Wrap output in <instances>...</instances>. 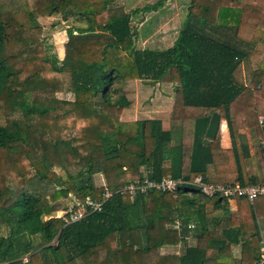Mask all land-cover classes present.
Here are the masks:
<instances>
[{
	"label": "trees",
	"instance_id": "1",
	"mask_svg": "<svg viewBox=\"0 0 264 264\" xmlns=\"http://www.w3.org/2000/svg\"><path fill=\"white\" fill-rule=\"evenodd\" d=\"M112 1L0 0V264H264V201L208 197L192 185L206 183L212 166L241 187L264 186V152L256 153L260 176L251 175L238 134L264 117V0H190L162 52L135 49L131 17L109 8ZM56 15L69 23L61 58L48 51L37 22ZM165 76L179 121L174 146L159 120H120L129 108L120 85ZM213 113L226 121L228 150L218 132L204 137ZM255 132L262 135L257 125ZM166 176L189 185L176 197L114 194ZM105 189L113 195L99 212L74 223L53 216L66 209L60 201L100 202ZM181 246L180 254L162 253Z\"/></svg>",
	"mask_w": 264,
	"mask_h": 264
},
{
	"label": "rangeland",
	"instance_id": "2",
	"mask_svg": "<svg viewBox=\"0 0 264 264\" xmlns=\"http://www.w3.org/2000/svg\"><path fill=\"white\" fill-rule=\"evenodd\" d=\"M190 0H113L109 8L122 7L131 17L130 24L134 33L133 42L136 50L162 52L170 48L176 37L177 32L184 19L186 9ZM159 2V3H158ZM154 5V8H153ZM149 9H145L148 8ZM38 24L43 28L42 37L46 40V47L50 48V53H57L58 57L63 56V45L67 38L65 31L69 28V23H65L60 15L41 18ZM230 36V32H225ZM217 37V36H216ZM218 37H223L218 35ZM132 82V81H130ZM30 88H33L32 86ZM121 93L129 101V108L121 113L120 120L123 122H133L135 120H144L149 117H161L168 121V127L172 132L171 146L177 144L179 138V129L176 128L177 122L172 121L171 113L175 93L172 84L165 76L158 85H151L147 82L124 83L119 87ZM34 94L38 87L33 88ZM60 100L72 101V95H57ZM174 100V101H173ZM132 110L128 116L123 114L125 111ZM124 117V118H123ZM32 162L33 158L30 156ZM57 171V169H55ZM29 174L32 170L29 169ZM94 182L97 186L103 185V177L98 174L94 176ZM73 197V196H71ZM68 197L60 201L63 209L67 208L72 198ZM233 203V202H232ZM53 216H60V212ZM6 233V228L0 225V235ZM186 242V241H185ZM188 245L193 246L192 240ZM179 253V252H178Z\"/></svg>",
	"mask_w": 264,
	"mask_h": 264
},
{
	"label": "built area",
	"instance_id": "3",
	"mask_svg": "<svg viewBox=\"0 0 264 264\" xmlns=\"http://www.w3.org/2000/svg\"><path fill=\"white\" fill-rule=\"evenodd\" d=\"M185 185H189V182L185 181L182 178H172L170 176H166L159 181L149 180L145 178L141 182L135 181L133 183L125 185L123 188L115 191L114 194H126L131 199L135 198L137 194H148L151 192L169 193L173 197H176L178 190ZM192 185L197 187L201 194L208 197L218 194L226 198L228 201H232L236 197L245 198L249 203H252L253 200L257 198H260L264 201V186L260 185H248L245 187H241L237 183L226 186L212 185L202 182L201 178H196ZM112 195L113 193L105 189L104 193L101 196L100 202L93 201L91 198L86 197L84 202L82 203L78 202L74 197H71L73 199L72 202L69 203L68 207L64 211L60 212V216H58L57 218L67 217L66 220L68 223L77 222L86 214H88L87 212H99L102 208L103 203ZM173 227L180 232V224L178 221L174 222ZM23 261L25 262L26 259H23Z\"/></svg>",
	"mask_w": 264,
	"mask_h": 264
},
{
	"label": "crops",
	"instance_id": "4",
	"mask_svg": "<svg viewBox=\"0 0 264 264\" xmlns=\"http://www.w3.org/2000/svg\"><path fill=\"white\" fill-rule=\"evenodd\" d=\"M132 82H139V81H132ZM132 82L129 81L127 83L129 84V83H132ZM155 85H158V83H156ZM173 108H174V102H173L172 109ZM173 110H172V113H171V117H172L171 119L174 122L176 120V122H177L176 128L179 129V121L177 120V116L173 115ZM130 113H132L131 109H129V111H125L123 114L128 116ZM249 113L254 114L255 111L254 110L252 111L251 108H250L249 109ZM263 118L264 117L262 115H259L257 117V123L255 122L253 124V126L248 127V129L247 128L242 129L241 126L238 127V128H240L239 131H238V134H240V136H242V140L247 144L248 149H249L250 158L246 161V165H247V170L249 171V173L251 175L260 176L259 171H258L259 168H258V159H257V154L256 153L260 149H262L263 152H264V119ZM146 119L159 120L161 122V127H162L163 130H165V131H169L170 130V128L168 127V123L169 122L165 121L164 118H161V117H149V118H146ZM241 120L242 119L238 120V122H240ZM255 125H257L258 129H260L262 131V135L261 136L256 135ZM205 131H206V129H205ZM218 133H219V138H220L219 139V147L222 150L230 149L232 147L231 138H230L229 131L227 129V125H226V121L225 120L220 121V128H219ZM204 135H205V133H204ZM178 140H179V138H178ZM177 143H178V141H177ZM205 179H206V183H209V184H212V185H227V184H231V183H235L236 182L234 175H217V174H215L214 171H213V167L212 166H208L207 167V172H206ZM229 205H230V209L232 211H234L235 210L234 202L233 203L229 202ZM159 214L162 215V216H165V217H169L170 219L176 217V214L174 212H168V211H164V210L159 211ZM188 242H189V239H186V243L185 244L188 245ZM192 242L194 243L195 246H197L199 248H205L206 244H207L206 240H204V239L192 240ZM180 252H182V246L178 247L177 250H174V249H171V248L162 249V253H164V254H171V253L180 254Z\"/></svg>",
	"mask_w": 264,
	"mask_h": 264
},
{
	"label": "water",
	"instance_id": "5",
	"mask_svg": "<svg viewBox=\"0 0 264 264\" xmlns=\"http://www.w3.org/2000/svg\"><path fill=\"white\" fill-rule=\"evenodd\" d=\"M220 128V116L218 113H213L210 117L208 122L206 131H205V138L213 140L216 137L217 132Z\"/></svg>",
	"mask_w": 264,
	"mask_h": 264
}]
</instances>
